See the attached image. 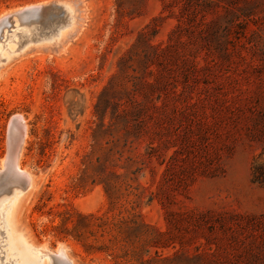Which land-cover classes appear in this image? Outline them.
<instances>
[{"label":"rangeland","instance_id":"374dc122","mask_svg":"<svg viewBox=\"0 0 264 264\" xmlns=\"http://www.w3.org/2000/svg\"><path fill=\"white\" fill-rule=\"evenodd\" d=\"M52 1L0 0V19ZM66 1L70 40L0 63V168L21 118L32 187L16 221L30 244L63 246L72 264H139L121 258L115 232L83 219L133 206L166 233L158 252L178 253L175 264H264V188L252 182L264 149V0ZM22 251L0 223V264H24Z\"/></svg>","mask_w":264,"mask_h":264},{"label":"bare ground","instance_id":"6f19581e","mask_svg":"<svg viewBox=\"0 0 264 264\" xmlns=\"http://www.w3.org/2000/svg\"><path fill=\"white\" fill-rule=\"evenodd\" d=\"M3 17L0 19V22H2L1 26L4 22ZM10 23L12 28H15L12 29L15 30V32L13 31L14 33L11 34L12 36H9L11 31H7L9 33L8 35L5 33L6 31L4 32V30L0 33V37L4 43L11 38L9 42L7 41L6 45L4 43L0 45V63L11 60L12 56L18 52V55H21L24 51L26 52V50L31 47L49 45L54 47V49L61 48L62 44L67 40H70L76 33V30L72 31L76 23L75 14L71 4L66 0L61 3V8L59 11L55 12V15L51 18L45 17L38 22H21V24H19V19L14 18ZM51 23L56 24L52 30L42 31L44 26ZM22 25H25V28H21L22 30H20L19 27H22ZM19 31L21 32V39L16 42V39L13 38L17 36L16 32ZM67 34L68 36L66 37ZM64 37H66L65 41H61ZM17 119L22 122L21 118ZM13 133H15V131ZM19 135L20 133L16 132V134L13 135V138L11 137L12 141L10 144V152L16 147ZM20 155L21 150L18 156L15 155L13 157L9 155L6 160H3L4 163L2 167L4 170H2V167L0 168V178L4 175V177L8 179L7 184H10V186H6V188L2 185L4 187L3 190L0 191V206H3V209L0 211V223L6 224L7 234L10 241L15 246L21 247L23 250L19 253V255L24 264H72L67 257L63 246L59 247L57 252L49 251L46 246L41 248L34 247L30 244L24 231L19 229L17 226L18 215L22 210L25 198L29 195L32 187L31 175L23 171L20 167ZM23 178H27L30 181V185L26 190L19 186V182ZM1 188L2 187H0V189Z\"/></svg>","mask_w":264,"mask_h":264},{"label":"trees","instance_id":"16d2710c","mask_svg":"<svg viewBox=\"0 0 264 264\" xmlns=\"http://www.w3.org/2000/svg\"><path fill=\"white\" fill-rule=\"evenodd\" d=\"M252 182L264 188V149L260 156L255 160L252 167ZM105 190L108 194V188L110 184L105 182ZM110 189V188H109ZM84 220L90 222L91 220H98L99 228L111 233L115 232L116 235L113 237L111 242L114 244H122L125 250L124 256L127 261H134L139 264H161L169 262L175 264L176 260H180L178 253L173 258H164L160 254L159 250H164L169 246L166 244V233L156 231L151 226L147 225L142 219L141 215L136 212V208L125 209L119 217L110 218L108 217H97L95 215H89L83 217ZM155 250V257L151 260H146L144 257L150 256L151 250ZM118 258V256H117ZM197 257H195L196 259ZM116 259V258H115ZM192 259L186 257L185 264H190ZM199 264H216V262L210 261L206 258H197ZM218 264V263H217ZM220 264V263H219Z\"/></svg>","mask_w":264,"mask_h":264},{"label":"water","instance_id":"95a60500","mask_svg":"<svg viewBox=\"0 0 264 264\" xmlns=\"http://www.w3.org/2000/svg\"><path fill=\"white\" fill-rule=\"evenodd\" d=\"M63 2H65V0H55V1H52L46 4H37L34 6L21 9L19 11L7 14L3 17L4 22L2 26H1L2 22H0V33L5 29L7 25H11L10 22H12L14 18L19 19V21L21 22H27V23L38 22L45 17L51 18L53 15H55V12L59 11V9L61 8V3ZM15 126L19 128L20 135H19L16 147L14 148V150L10 152V149H9L7 158L9 157V155L13 157L15 155L18 156L24 144L25 135H26L24 124L20 122V120L15 118L12 122V133H13ZM29 185H30V181L27 178H23L19 182V186L24 190H26L29 187Z\"/></svg>","mask_w":264,"mask_h":264}]
</instances>
